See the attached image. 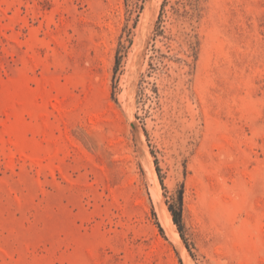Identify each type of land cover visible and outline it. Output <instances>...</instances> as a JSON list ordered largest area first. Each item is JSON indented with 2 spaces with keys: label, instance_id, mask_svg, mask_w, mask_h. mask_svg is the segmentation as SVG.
Listing matches in <instances>:
<instances>
[{
  "label": "rangeland",
  "instance_id": "1",
  "mask_svg": "<svg viewBox=\"0 0 264 264\" xmlns=\"http://www.w3.org/2000/svg\"><path fill=\"white\" fill-rule=\"evenodd\" d=\"M186 263L264 264V0H0V264Z\"/></svg>",
  "mask_w": 264,
  "mask_h": 264
},
{
  "label": "bare ground",
  "instance_id": "2",
  "mask_svg": "<svg viewBox=\"0 0 264 264\" xmlns=\"http://www.w3.org/2000/svg\"><path fill=\"white\" fill-rule=\"evenodd\" d=\"M154 3H155V1H153ZM153 2H151V3H153ZM157 3V2H156ZM155 3V4H156ZM159 3H160V1H159ZM152 5V4H151ZM157 10V9H156ZM156 12V11H155ZM144 13V12H143ZM147 13H148V8H146L145 9V14L147 15ZM155 15H156V13H155ZM148 152V151H147ZM150 157V156H149ZM154 167V166H153ZM151 174V173H150ZM151 178V177H150ZM154 183H155V186L154 187H151V192H152V194L154 195V197L155 198H157L158 197V180H157V177L154 175ZM152 195V196H153ZM163 205H164V202H163ZM162 210V209H161ZM162 211H164V210H162ZM168 211V210H167ZM167 213H169V211L167 212ZM165 211H164V216H163V219H162V222H163V226H164V229H165V231L167 232V234L169 235V237L173 240V241H175V242H179V236H178V233L177 232H175L176 230H173L172 229V219L170 218V216H171V214L170 215H168ZM175 225V224H174ZM168 237V238H169ZM181 251H182V254L183 255H185L184 254V250H183V248H181ZM187 262V261H186ZM188 263V262H187ZM186 263V264H187ZM193 263V262H192ZM191 263V264H192Z\"/></svg>",
  "mask_w": 264,
  "mask_h": 264
},
{
  "label": "trees",
  "instance_id": "3",
  "mask_svg": "<svg viewBox=\"0 0 264 264\" xmlns=\"http://www.w3.org/2000/svg\"><path fill=\"white\" fill-rule=\"evenodd\" d=\"M118 59L116 60V62L118 63ZM179 203H178V207H174V205H168V209L171 213L172 216V220L173 222L177 225L178 230L181 232L182 228H183V224H182V219H181V202H182V197L181 195H179V199H178Z\"/></svg>",
  "mask_w": 264,
  "mask_h": 264
}]
</instances>
